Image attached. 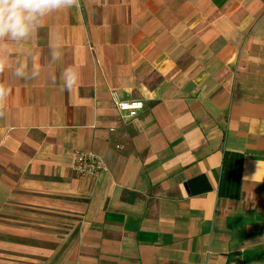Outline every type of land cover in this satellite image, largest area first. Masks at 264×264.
Masks as SVG:
<instances>
[{"label":"crops","instance_id":"0c3cea01","mask_svg":"<svg viewBox=\"0 0 264 264\" xmlns=\"http://www.w3.org/2000/svg\"><path fill=\"white\" fill-rule=\"evenodd\" d=\"M24 24L0 34V264H264V0ZM75 149L105 170L76 174Z\"/></svg>","mask_w":264,"mask_h":264},{"label":"clouds","instance_id":"9594fccd","mask_svg":"<svg viewBox=\"0 0 264 264\" xmlns=\"http://www.w3.org/2000/svg\"><path fill=\"white\" fill-rule=\"evenodd\" d=\"M64 2L65 0H0V34L10 29L14 34L23 35L26 31L25 19ZM25 10L27 17L23 15Z\"/></svg>","mask_w":264,"mask_h":264},{"label":"built area","instance_id":"2783aa9c","mask_svg":"<svg viewBox=\"0 0 264 264\" xmlns=\"http://www.w3.org/2000/svg\"><path fill=\"white\" fill-rule=\"evenodd\" d=\"M115 106L127 117L137 116L143 108V101L138 98L118 99L115 95ZM72 169L78 175L98 176L105 170L103 159L92 150L75 149L72 152Z\"/></svg>","mask_w":264,"mask_h":264},{"label":"trees","instance_id":"16d2710c","mask_svg":"<svg viewBox=\"0 0 264 264\" xmlns=\"http://www.w3.org/2000/svg\"><path fill=\"white\" fill-rule=\"evenodd\" d=\"M262 256H264V252L254 255L253 259H258L261 258Z\"/></svg>","mask_w":264,"mask_h":264}]
</instances>
